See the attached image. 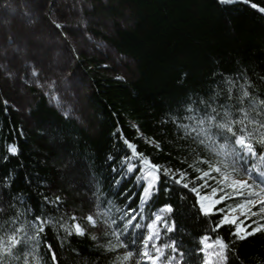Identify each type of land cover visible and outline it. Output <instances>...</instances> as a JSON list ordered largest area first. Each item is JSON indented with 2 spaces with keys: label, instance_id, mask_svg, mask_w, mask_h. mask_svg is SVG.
<instances>
[{
  "label": "trees",
  "instance_id": "16d2710c",
  "mask_svg": "<svg viewBox=\"0 0 264 264\" xmlns=\"http://www.w3.org/2000/svg\"><path fill=\"white\" fill-rule=\"evenodd\" d=\"M93 1L90 15L94 22L89 32L116 54L130 59L134 76L122 78L97 59H85L82 68L92 87L89 130L60 114L42 94L29 111L33 126L26 129L18 113L0 95V208L4 209L0 225L17 213H22L20 223L41 216L66 220L69 225L73 221L68 217L75 215L87 227V234L67 237L58 225L56 229L48 225L40 245L28 241L18 252L20 260L10 264H23V253L34 247L36 255L45 256V241L53 245L59 264H114L123 250L106 252L102 246L111 238L105 236L111 229L103 223L94 229L85 217L110 210L122 228L119 218L124 212H140L144 182L138 176L143 165L139 159H126L131 151L124 140L132 142L153 164L185 169L191 178L197 174L188 164L198 157L213 162L219 157L196 143L192 139L195 133L185 137L178 125H188L191 130L196 121L189 117H203L212 107L222 112L221 104L235 103L227 99L229 88L238 95L246 82L253 85L248 90L254 97H264V14L249 5L238 0L232 4L218 0ZM252 2L264 7V0ZM9 144L16 145V155L8 153ZM254 147L257 156L238 164L252 168L253 173L257 166L264 168V161L259 159L264 144ZM129 164L135 166L131 173L127 171ZM197 166L207 168L206 164ZM165 187L172 191L165 192ZM159 188L143 214L150 216L165 203L175 206L177 230L171 236L186 253L185 264H201L194 252L202 235H219L226 242L233 239L228 226L212 231L219 216L201 215L194 193L163 176ZM56 197H60L58 206L47 203L46 198L55 201ZM239 202V198L226 200L217 207ZM6 229L0 228V237L6 238ZM32 231L29 229L30 234ZM92 235L97 236L96 241ZM233 247L240 259L230 253L229 264H264V233ZM45 258L50 264V254ZM29 260L35 264L31 256Z\"/></svg>",
  "mask_w": 264,
  "mask_h": 264
},
{
  "label": "snow or ice",
  "instance_id": "6c2138e0",
  "mask_svg": "<svg viewBox=\"0 0 264 264\" xmlns=\"http://www.w3.org/2000/svg\"><path fill=\"white\" fill-rule=\"evenodd\" d=\"M218 2L232 4L237 0H218ZM238 2L249 5L257 12L264 14V7L252 0H238ZM55 27L61 29L62 25L56 23ZM33 75L36 73L33 72ZM228 83L232 84L233 82L228 81ZM251 87L253 85L250 82L242 84L239 94L235 96L232 94V88H229L227 99L234 100L235 103L221 104L222 112L218 108L212 107L211 112L205 110L203 117H189L196 121V126L191 130L188 125H178L184 129L185 137L195 133L192 139L219 157L214 162L198 157L188 164V168L193 169L197 174L191 178L185 169L161 168L160 165L153 164L150 159L145 158L142 153L137 151L132 142L124 140L127 148L131 151V156L126 159H139L143 165L139 169L141 175L138 176V180L144 182L141 185L143 193L140 196V212L133 214L134 209L124 212L119 218L123 221L122 228L117 225V220L112 218L110 210L97 211L95 215L89 214L85 217L88 225L92 228H97L100 223H103L108 229H111L110 232H105V236L111 238L102 246L106 252L123 250L115 257L114 264H185L186 253L182 250L180 243L171 236L177 230L176 219L173 216L176 211L175 206L172 203H165L153 211L150 216L143 214L144 206L154 195L159 194L162 176L172 184L194 193L196 196L195 205L199 206L201 215L219 216L218 222L213 224V232H218L225 226L231 229L229 233L233 238L231 241L226 242L219 235L215 238L208 235L200 237L199 247L196 248L194 255L200 258L201 264H229L230 253L239 261L238 251L233 245L256 234L264 233V168L257 166L254 175L252 168L238 167L240 161L246 162L247 157L257 156L254 144H264V97H254L248 90ZM208 107L211 106L208 105ZM188 110L192 111L191 108ZM121 138L123 139V137ZM157 149L159 150L158 143ZM7 151L10 155H16V145L9 144ZM259 159L264 161V154H261ZM197 164H206L207 168L198 167ZM134 167L129 164L127 171L133 172ZM241 177H246V179ZM207 189H210L211 192L206 191ZM164 191L171 192L172 189L165 187ZM181 198L183 199V196ZM237 198L241 201L238 204L226 205L225 208L217 207V205L224 204L226 200ZM46 201L48 204L58 206L60 197H56L55 201L46 198ZM99 207L100 205L97 204L98 209ZM254 208H258V211H253ZM3 211L4 209L0 208V212ZM21 215L22 213H17L0 225V228L7 226L6 238L0 237V264H10L12 260H20L21 256L18 252L28 241H34L38 247L43 239L41 234L47 231L46 226L48 225L54 229L58 225L67 237L73 235L83 237L87 234V227L82 226L75 215L68 217L73 221L70 225L66 220L61 222L55 217L43 218L41 216H36L31 222L20 223ZM137 219L148 222L146 224L134 223ZM144 228H146V232L138 234L135 231ZM29 229L34 231L30 234ZM130 229L133 231L129 240ZM162 232L164 233L163 237ZM91 239L96 241L97 236L92 235ZM162 239H165L166 242L161 243ZM45 247L47 249L45 256L50 254L51 257L50 264H59L53 245L45 241ZM169 250L171 254H169ZM35 252V247L30 252H24L23 264H32V261L29 260L30 256L35 264H49L45 256H38Z\"/></svg>",
  "mask_w": 264,
  "mask_h": 264
},
{
  "label": "rangeland",
  "instance_id": "374dc122",
  "mask_svg": "<svg viewBox=\"0 0 264 264\" xmlns=\"http://www.w3.org/2000/svg\"><path fill=\"white\" fill-rule=\"evenodd\" d=\"M93 6V0H0V95L26 129L33 126L29 111L42 94L60 114L89 130L92 87L82 68L85 59L133 78V62L89 32Z\"/></svg>",
  "mask_w": 264,
  "mask_h": 264
}]
</instances>
